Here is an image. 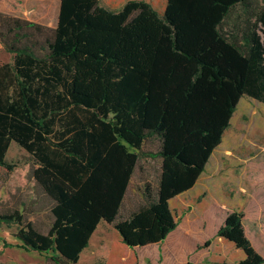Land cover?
<instances>
[{
  "label": "trees",
  "instance_id": "obj_1",
  "mask_svg": "<svg viewBox=\"0 0 264 264\" xmlns=\"http://www.w3.org/2000/svg\"><path fill=\"white\" fill-rule=\"evenodd\" d=\"M0 43L12 55L0 65V168H15L12 143L24 150L51 215L46 231L19 208L0 224L53 264H76L101 222L130 248L161 243L178 224L169 201L195 184L239 100L264 105V0H165L161 17L143 1L60 0L55 27L0 12ZM142 158L159 159V174L124 217ZM216 237L244 253L237 264H264L242 213Z\"/></svg>",
  "mask_w": 264,
  "mask_h": 264
},
{
  "label": "rangeland",
  "instance_id": "obj_2",
  "mask_svg": "<svg viewBox=\"0 0 264 264\" xmlns=\"http://www.w3.org/2000/svg\"><path fill=\"white\" fill-rule=\"evenodd\" d=\"M112 1L113 5H107L108 0H99V3L102 7L118 10L126 2V0ZM137 1L148 3L160 17L163 16L165 0ZM0 5H8L7 9L10 15L43 23V25L50 27L51 25H55L59 0H0ZM242 99L239 111L243 109L244 101H248L245 104V112H241L242 114L238 120L233 121L229 135L224 140L223 148L219 154L214 155L207 172L210 178L212 176L219 181L221 196L217 197L218 202L211 201L206 208H201V206L198 208L202 211L201 218L197 220L198 228L205 229L211 226L213 222V224H217V216L222 217L224 223L226 216L235 212L233 211V207L237 201L232 197L235 194L232 181L236 183L249 181V183L254 185L253 191H257L263 187L264 105L247 98V96H244ZM157 147V141L150 140L145 144L144 150L146 152H156ZM6 160L13 164L15 168L10 173H5L0 168V214L8 210L22 209L27 219L34 221L41 230L46 231L51 222L49 200L43 197L40 188L30 179V169L33 167L31 157L24 150L18 148L15 143H12L8 149ZM159 170V159H140L134 173L128 198L130 199L137 186L141 185L143 187L144 181L154 185ZM193 198L191 195L184 196L172 204V209L176 211L175 215L178 223L182 222L183 217L180 215L188 208V205L195 206L196 201ZM29 210H33L34 212L29 214ZM210 211L212 213L209 214ZM213 212L216 217H214V220H211L213 219ZM238 213H242L244 221L245 214L242 211ZM248 225V236H251L252 234L249 232L251 224ZM15 232L16 229L14 227L0 224V247L3 246L1 241L3 237L11 243H19L14 237ZM102 233L108 242H114L112 232L104 231ZM216 233L214 237H216ZM95 237L92 239L93 244H96ZM210 243L211 239H207L198 247L209 248ZM45 257V254L25 251L15 247L14 249H7L3 255L1 254L0 264H37Z\"/></svg>",
  "mask_w": 264,
  "mask_h": 264
},
{
  "label": "crops",
  "instance_id": "obj_3",
  "mask_svg": "<svg viewBox=\"0 0 264 264\" xmlns=\"http://www.w3.org/2000/svg\"><path fill=\"white\" fill-rule=\"evenodd\" d=\"M127 1L129 0H126V2ZM113 4L112 0H108L107 5ZM7 6L8 5H0V12L9 14L10 12L7 9ZM57 18L58 12L55 25H51L50 27L56 26ZM39 24L43 25V23ZM11 61L12 55L6 52L0 43V65ZM242 98L239 100L240 104L238 103L236 110L230 119L228 128L222 135L220 144L213 150L203 172L200 174L195 184L189 190L177 195L169 201V208L174 218L177 220L175 215L176 211L172 209V204L184 196L191 195L194 197L193 199L196 201V204L194 207L188 205V208L182 212L180 215L183 217L182 222L178 223L177 227L170 232L161 243L135 248H130L124 244L120 234L112 225L101 222L92 234L88 247L80 254L79 261L76 264H237L239 261L243 260L245 255L240 249H237L231 242L223 238L214 237L216 231L223 223L222 217L217 216L216 220H218V223L213 224V222L211 226L205 229L197 227V220L200 219L202 215L201 209L198 208L200 206L201 208H206L211 201H214L215 203L218 202L217 197L221 196L219 181L212 176L210 178L207 172L209 171L212 158L214 155L219 154L223 148L224 140L226 136L229 135L233 121H237L242 114L241 112H245V104L248 101H244L243 109L239 111V107L243 101ZM133 177L134 175L130 180L121 209V214L124 217L137 210L144 203L141 185L137 186L133 195L130 199L128 198ZM232 185L234 186L233 189L235 191V194L232 197L237 201L236 205L233 207V211H242L245 214L243 224L247 237L254 249L264 256V183L263 187L257 191H253L254 185L249 183V181L237 183L232 181ZM204 194L205 196H203ZM210 213H212V211H210L209 214ZM212 217L213 219L211 220H214V217H216L214 212ZM248 224H251L249 229V232L252 234L251 236H248ZM104 231L112 232L114 237L113 243L108 242L105 239L102 233ZM94 237L96 239V244L92 243ZM207 239H211L209 248H199L198 246L204 243ZM1 241L3 246L0 247V256L1 254L3 255L4 251L7 249H14L15 247L22 249L19 247V241V243H11L5 237H3ZM37 264L53 263L45 257Z\"/></svg>",
  "mask_w": 264,
  "mask_h": 264
}]
</instances>
